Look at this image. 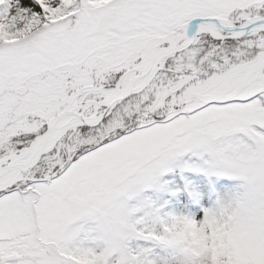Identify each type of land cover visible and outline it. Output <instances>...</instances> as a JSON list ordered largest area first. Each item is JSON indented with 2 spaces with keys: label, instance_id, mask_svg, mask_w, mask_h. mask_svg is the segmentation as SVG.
<instances>
[{
  "label": "snow or ice",
  "instance_id": "obj_1",
  "mask_svg": "<svg viewBox=\"0 0 264 264\" xmlns=\"http://www.w3.org/2000/svg\"><path fill=\"white\" fill-rule=\"evenodd\" d=\"M0 264H264V0H0Z\"/></svg>",
  "mask_w": 264,
  "mask_h": 264
}]
</instances>
